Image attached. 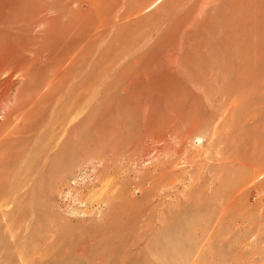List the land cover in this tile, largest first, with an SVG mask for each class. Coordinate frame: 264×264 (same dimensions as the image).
Listing matches in <instances>:
<instances>
[{
  "label": "rangeland",
  "instance_id": "374dc122",
  "mask_svg": "<svg viewBox=\"0 0 264 264\" xmlns=\"http://www.w3.org/2000/svg\"><path fill=\"white\" fill-rule=\"evenodd\" d=\"M0 264H264V0H0Z\"/></svg>",
  "mask_w": 264,
  "mask_h": 264
},
{
  "label": "bare ground",
  "instance_id": "6f19581e",
  "mask_svg": "<svg viewBox=\"0 0 264 264\" xmlns=\"http://www.w3.org/2000/svg\"><path fill=\"white\" fill-rule=\"evenodd\" d=\"M218 65H219L218 62H214V68H215V70L218 69V68H217ZM54 75H55V74H54ZM54 75H53V76H54ZM54 78H56V75H55ZM130 83H131V82H130ZM132 84H133V83H132ZM134 84H135V83H134ZM134 84H133V86H135V85L137 84V82H136L135 85H134ZM162 84H163V83H162ZM137 85H139V84H137ZM139 86H141V85H139ZM156 86H157V85H156ZM152 87H153V86H152ZM158 87H159V85H158ZM158 87H157V88H158ZM157 88H156V90H157ZM37 89H38V88H37ZM136 90H137V89H136ZM152 90L154 91L153 88H152ZM159 90H160V89H159ZM160 91H161V90H160ZM155 92H157V91H155ZM148 94L150 95V92H149ZM152 95H155V93H153ZM153 98H154V97H153ZM151 99H152V98H150V101H151ZM152 100H153V99H152ZM148 102H149V101H148ZM149 103H150V102H149ZM156 103H157V102H156ZM149 110H150V109H149ZM149 110H148V111H149ZM150 126H151V124H150ZM150 130H151V129H150ZM153 130H154V129H153ZM153 137H154V136H153ZM154 139H157V138L155 137ZM157 140H159V139H157ZM186 162H187V161H186Z\"/></svg>",
  "mask_w": 264,
  "mask_h": 264
}]
</instances>
